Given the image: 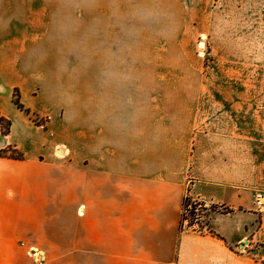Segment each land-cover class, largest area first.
<instances>
[{"label":"crops","instance_id":"1","mask_svg":"<svg viewBox=\"0 0 264 264\" xmlns=\"http://www.w3.org/2000/svg\"><path fill=\"white\" fill-rule=\"evenodd\" d=\"M44 4L0 0V115L11 122L1 147L21 155L0 156V264H30V245L45 264H259L233 247L243 237L264 245L260 87H239L220 121L205 112L209 104L192 116L181 105L186 111L167 120L155 92L114 104L111 87L94 81L91 111L78 113L66 140L62 12L58 20L56 0ZM43 114L51 116L46 130L32 121ZM213 122L217 136L194 139L197 124L202 132ZM211 148L231 162L208 180L192 162L197 149ZM186 194L224 212L195 229L182 220Z\"/></svg>","mask_w":264,"mask_h":264},{"label":"rangeland","instance_id":"2","mask_svg":"<svg viewBox=\"0 0 264 264\" xmlns=\"http://www.w3.org/2000/svg\"><path fill=\"white\" fill-rule=\"evenodd\" d=\"M40 1L47 4V0H37V6ZM56 2L58 20L62 12V37L57 24L56 40L64 46L66 42V58L61 63L67 92V118L61 132L64 139H74L72 123L78 113H90L94 81L96 86L106 83L111 87L114 104H139L149 90L155 92L158 100L154 104L164 106L167 120L186 111L181 105H186L192 116L209 104L205 112L212 117L208 118L220 121L230 106L234 107L239 87L258 86L264 133V0ZM50 6L56 8L55 4ZM45 31H49V26ZM45 69L48 70L46 66ZM241 71H253L254 77L242 75ZM233 113L234 110L230 116ZM213 124L205 127V132L197 130V124L191 130L194 139L217 136L220 126ZM201 151H196L192 171H201L208 180L215 177L213 170L220 165H230L231 160H223L220 148L206 149L204 154ZM260 176L259 183L263 184L264 171ZM211 211L224 212L217 205L205 206L186 194L182 220L202 229ZM38 249L46 262L45 254ZM233 250L236 252L234 247ZM240 256L259 263L251 254Z\"/></svg>","mask_w":264,"mask_h":264},{"label":"built area","instance_id":"3","mask_svg":"<svg viewBox=\"0 0 264 264\" xmlns=\"http://www.w3.org/2000/svg\"><path fill=\"white\" fill-rule=\"evenodd\" d=\"M51 120L49 114L35 115L32 118L35 126L40 130L47 129V123ZM52 134V132H50ZM257 205L263 207L264 205V194L259 196L257 199ZM83 209L82 207L80 208ZM79 210V212H81ZM235 253L242 254H251L260 264H264V245L256 244L250 237H243L237 244L234 246ZM27 253L30 256L31 264H45L44 257L42 252L35 246L31 245L27 248Z\"/></svg>","mask_w":264,"mask_h":264},{"label":"trees","instance_id":"4","mask_svg":"<svg viewBox=\"0 0 264 264\" xmlns=\"http://www.w3.org/2000/svg\"><path fill=\"white\" fill-rule=\"evenodd\" d=\"M16 104H18L17 100H14ZM11 122L8 118L0 115V137H4L10 131ZM0 156L11 157V158H20L21 155L15 148L8 145L5 147L0 146Z\"/></svg>","mask_w":264,"mask_h":264},{"label":"bare ground","instance_id":"5","mask_svg":"<svg viewBox=\"0 0 264 264\" xmlns=\"http://www.w3.org/2000/svg\"><path fill=\"white\" fill-rule=\"evenodd\" d=\"M200 44L202 45V42Z\"/></svg>","mask_w":264,"mask_h":264},{"label":"water","instance_id":"6","mask_svg":"<svg viewBox=\"0 0 264 264\" xmlns=\"http://www.w3.org/2000/svg\"><path fill=\"white\" fill-rule=\"evenodd\" d=\"M199 43H201V42H199Z\"/></svg>","mask_w":264,"mask_h":264}]
</instances>
